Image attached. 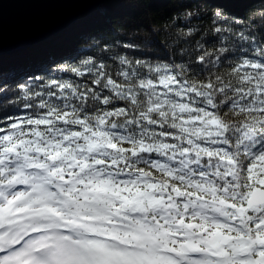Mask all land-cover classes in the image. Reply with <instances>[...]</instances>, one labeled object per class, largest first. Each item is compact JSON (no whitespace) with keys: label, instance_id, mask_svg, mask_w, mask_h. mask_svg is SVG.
I'll return each instance as SVG.
<instances>
[{"label":"snow or ice","instance_id":"6c2138e0","mask_svg":"<svg viewBox=\"0 0 264 264\" xmlns=\"http://www.w3.org/2000/svg\"><path fill=\"white\" fill-rule=\"evenodd\" d=\"M237 44L227 76L201 55L188 79L136 61L88 69L92 89L19 85L35 103L0 117V264H264V32Z\"/></svg>","mask_w":264,"mask_h":264},{"label":"trees","instance_id":"16d2710c","mask_svg":"<svg viewBox=\"0 0 264 264\" xmlns=\"http://www.w3.org/2000/svg\"><path fill=\"white\" fill-rule=\"evenodd\" d=\"M220 14V16H218ZM223 17L221 19L220 17ZM226 21V22H225ZM220 27L221 31L216 29ZM254 33L257 40L264 32V0H110L80 15L67 29L34 46L0 54V117L20 113L25 103L30 77L44 82L55 78L61 83L92 89L93 76L88 69L103 63L104 71L122 81V69L138 67L136 61L151 65H169L192 77L201 67L196 61L204 55L213 74L227 76L237 52L239 32ZM245 52L248 49L245 47ZM219 57L220 59H217ZM124 58L130 63L121 65ZM89 61V63H85ZM72 68L84 75L78 76ZM207 75V73H206ZM231 118V114L225 119ZM6 122L0 121V127Z\"/></svg>","mask_w":264,"mask_h":264},{"label":"water","instance_id":"95a60500","mask_svg":"<svg viewBox=\"0 0 264 264\" xmlns=\"http://www.w3.org/2000/svg\"><path fill=\"white\" fill-rule=\"evenodd\" d=\"M110 0H0V54L28 49Z\"/></svg>","mask_w":264,"mask_h":264}]
</instances>
